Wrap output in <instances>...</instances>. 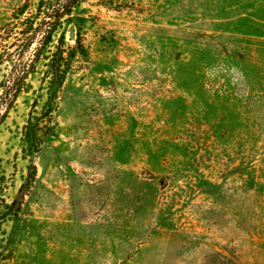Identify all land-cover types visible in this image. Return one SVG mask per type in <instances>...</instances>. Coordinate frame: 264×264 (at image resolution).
Here are the masks:
<instances>
[{
  "label": "rangeland",
  "instance_id": "1",
  "mask_svg": "<svg viewBox=\"0 0 264 264\" xmlns=\"http://www.w3.org/2000/svg\"><path fill=\"white\" fill-rule=\"evenodd\" d=\"M36 2L0 0L2 45ZM60 35L53 133L22 137L42 60L0 126V264H264V0H82Z\"/></svg>",
  "mask_w": 264,
  "mask_h": 264
},
{
  "label": "trees",
  "instance_id": "2",
  "mask_svg": "<svg viewBox=\"0 0 264 264\" xmlns=\"http://www.w3.org/2000/svg\"><path fill=\"white\" fill-rule=\"evenodd\" d=\"M36 1L34 12H27L29 16L22 20L24 28L20 30V35L24 38L21 40V44L10 43L7 47V44L2 45L3 42H0V48H2L0 49V68L6 59L11 60L10 47H13V52L19 56L25 54L28 56L23 63L13 64L10 78L6 76L5 80L0 82V126L13 108L18 95L28 89L29 86L26 81L28 76L35 72L36 64L42 60L46 69L41 78L42 85L46 87L47 95V101L43 107L44 112L39 117L34 116V111L30 112L22 128V137L29 152L38 151L44 137L51 136L53 133L50 123L53 104L70 66V52L65 54V51L60 50L59 47L63 43L62 35L58 39L55 51H50L52 35L60 28L61 20L71 14L72 10L82 0ZM26 9L23 7L20 12L24 14ZM38 18L40 21L34 26L33 21ZM42 25H46L48 29L46 31L41 30ZM68 50L72 51V48H68ZM12 205H4V208L11 209ZM6 217L7 213L0 210V224Z\"/></svg>",
  "mask_w": 264,
  "mask_h": 264
},
{
  "label": "water",
  "instance_id": "3",
  "mask_svg": "<svg viewBox=\"0 0 264 264\" xmlns=\"http://www.w3.org/2000/svg\"><path fill=\"white\" fill-rule=\"evenodd\" d=\"M73 36V30L71 29L70 30V37H72Z\"/></svg>",
  "mask_w": 264,
  "mask_h": 264
}]
</instances>
